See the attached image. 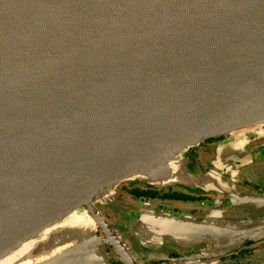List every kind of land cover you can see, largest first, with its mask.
Returning a JSON list of instances; mask_svg holds the SVG:
<instances>
[{
	"label": "water",
	"instance_id": "water-1",
	"mask_svg": "<svg viewBox=\"0 0 264 264\" xmlns=\"http://www.w3.org/2000/svg\"><path fill=\"white\" fill-rule=\"evenodd\" d=\"M263 127L264 0H0V260L82 206L108 233L121 181Z\"/></svg>",
	"mask_w": 264,
	"mask_h": 264
},
{
	"label": "flooded vegetation",
	"instance_id": "flooded-vegetation-1",
	"mask_svg": "<svg viewBox=\"0 0 264 264\" xmlns=\"http://www.w3.org/2000/svg\"><path fill=\"white\" fill-rule=\"evenodd\" d=\"M175 164L172 180L126 179L95 202L108 233L82 206L0 264L52 258L65 264L64 251L95 236L102 246L72 251L67 263L264 264V127L246 138H208L177 155Z\"/></svg>",
	"mask_w": 264,
	"mask_h": 264
},
{
	"label": "rangeland",
	"instance_id": "rangeland-1",
	"mask_svg": "<svg viewBox=\"0 0 264 264\" xmlns=\"http://www.w3.org/2000/svg\"><path fill=\"white\" fill-rule=\"evenodd\" d=\"M234 134H236V133H234ZM237 134H240V133H237ZM252 135H253V134H252ZM250 136H251V135H250ZM67 226H68V224H65V225H64V227H67Z\"/></svg>",
	"mask_w": 264,
	"mask_h": 264
}]
</instances>
